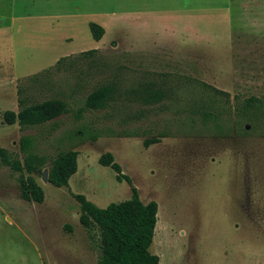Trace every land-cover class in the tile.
<instances>
[{
    "label": "rangeland",
    "instance_id": "374dc122",
    "mask_svg": "<svg viewBox=\"0 0 264 264\" xmlns=\"http://www.w3.org/2000/svg\"><path fill=\"white\" fill-rule=\"evenodd\" d=\"M90 23L104 28L100 41ZM103 86L107 107L79 113ZM19 89L68 112L25 131L8 125ZM153 91L162 97L147 102ZM23 136L47 158L34 174L45 199L25 201L30 175L0 161V264H98L99 236L80 224L73 194L100 208L131 199L99 164L106 153L158 204L150 251L160 264L264 254V0H0V147L22 158ZM70 150L77 172L55 187L51 161Z\"/></svg>",
    "mask_w": 264,
    "mask_h": 264
},
{
    "label": "trees",
    "instance_id": "16d2710c",
    "mask_svg": "<svg viewBox=\"0 0 264 264\" xmlns=\"http://www.w3.org/2000/svg\"><path fill=\"white\" fill-rule=\"evenodd\" d=\"M89 28L92 37L96 41H100L105 33L104 28L96 23H90ZM94 52L89 51L84 54L92 55ZM61 64L62 60H59L58 69ZM112 93L113 89L110 86L93 90L87 96L84 108L80 109L79 113L85 110L105 109ZM18 95V112H5L4 121L8 125L18 124L21 131L53 122L68 112L67 103L61 99L33 101L27 96H23L22 89L18 90ZM146 97L147 102H156L162 97V94L157 91L147 92ZM158 142L159 140L156 139L147 140L144 145L148 147L150 144ZM33 148L32 138L23 136L20 139L22 158L12 156L6 149L0 147V161L3 166L14 172H26L30 175L27 178H21V196L25 201L41 204L45 199V193L36 182L34 174L48 162L46 156L36 153ZM77 159L76 151L59 153L51 161L47 176L48 183L58 188L67 187L71 176L77 172ZM99 164L111 168L115 172L118 182L125 181L129 185L131 199L100 208L87 200L85 196L73 194L80 205V224L88 231H95L99 236L100 258L98 264H160L159 257L150 251L157 225L158 204L155 201L145 204L141 200L139 191L134 187L131 178L123 174L121 166L111 153L102 155Z\"/></svg>",
    "mask_w": 264,
    "mask_h": 264
},
{
    "label": "crops",
    "instance_id": "0c3cea01",
    "mask_svg": "<svg viewBox=\"0 0 264 264\" xmlns=\"http://www.w3.org/2000/svg\"><path fill=\"white\" fill-rule=\"evenodd\" d=\"M128 1H130V0H128ZM178 10H172V11H170L169 12V14H174V15H176V12H177ZM178 13H179V11H178ZM158 14L159 15H163V17H165L166 16V14L167 13H165V12H162V9H159V11H158ZM180 14V13H179ZM134 16H135V14H134ZM133 15H129L128 13H126L125 14V18H126V20L129 18V17H133L135 20H137L138 18H135ZM180 17V16H179ZM131 22H133V19H131ZM158 36H159V33H158ZM160 37V36H159ZM160 39H161V37H160ZM165 41V40H164ZM173 41H170V40H168L167 39V41H166V43H169V44H171L170 46L171 47H174V48H179L180 47V42H177V43H175V42H173ZM264 263V254L263 253H261V251L260 252H253V254H251V255H249L248 256V258L247 259H245L243 262H242V264H263Z\"/></svg>",
    "mask_w": 264,
    "mask_h": 264
},
{
    "label": "water",
    "instance_id": "95a60500",
    "mask_svg": "<svg viewBox=\"0 0 264 264\" xmlns=\"http://www.w3.org/2000/svg\"><path fill=\"white\" fill-rule=\"evenodd\" d=\"M48 181V180H47Z\"/></svg>",
    "mask_w": 264,
    "mask_h": 264
}]
</instances>
